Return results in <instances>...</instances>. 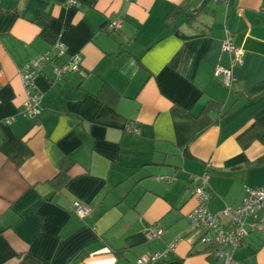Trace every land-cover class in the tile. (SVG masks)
I'll use <instances>...</instances> for the list:
<instances>
[{"label": "crops", "instance_id": "crops-1", "mask_svg": "<svg viewBox=\"0 0 264 264\" xmlns=\"http://www.w3.org/2000/svg\"><path fill=\"white\" fill-rule=\"evenodd\" d=\"M228 35L244 53L231 87L214 76L230 66ZM57 42L82 55L80 72L57 79L67 58L49 64L42 115L26 118L19 72ZM256 123L264 0H0V264H136L178 237L159 264H221L191 228L189 176L210 175L212 212L264 187V145L240 143ZM75 201L92 214H74ZM153 228L164 234L147 240ZM235 260L264 264L263 237Z\"/></svg>", "mask_w": 264, "mask_h": 264}, {"label": "built area", "instance_id": "built-area-1", "mask_svg": "<svg viewBox=\"0 0 264 264\" xmlns=\"http://www.w3.org/2000/svg\"><path fill=\"white\" fill-rule=\"evenodd\" d=\"M220 1V0H216ZM79 0H65L67 7H76ZM120 18L110 21L107 28L117 31L121 28ZM222 53L230 56V66L219 64L215 68L214 76L226 87H231L234 81L233 70L241 65L244 53L235 46L232 36L228 35L222 43ZM62 58H67L55 68L56 78L66 74L80 72L83 57L81 54H68L65 44L57 42L49 52L38 55L19 72L24 86L26 100L23 104L22 115L26 118H37L42 115L43 94L36 86V79L40 77L49 64H56ZM10 124L11 121H8ZM166 182H172L173 177H161ZM210 175H190L189 182L193 186L192 195L197 206L188 216L192 229H204L205 235L202 243L210 253V258L221 264H236L235 256L242 248L245 240L257 233L264 239V187L245 188V196L241 204L234 207H225L220 212H212L209 203L212 198L209 189ZM72 211L80 218H86L92 214L89 206L75 201ZM164 234V229L153 228L146 233L147 240L159 238ZM182 238L172 241L164 252H156L149 256L139 258L136 264H159L168 255L175 251Z\"/></svg>", "mask_w": 264, "mask_h": 264}, {"label": "trees", "instance_id": "trees-1", "mask_svg": "<svg viewBox=\"0 0 264 264\" xmlns=\"http://www.w3.org/2000/svg\"><path fill=\"white\" fill-rule=\"evenodd\" d=\"M179 12V11H177ZM111 90V89H110ZM111 93H113L114 95H116V93L114 91L111 90ZM212 105V106H211ZM221 106V104L219 102H212L210 103V107L214 108V109H219V107ZM211 109V108H210ZM208 110V109H206ZM205 110V111H206ZM220 110V109H219ZM261 142L264 145V127L261 124H254L252 127H250L241 137H240V143L243 146H246L252 142ZM69 159H67L65 161L67 166L69 164ZM258 165H262L264 164V157L262 159H260L257 162ZM68 178V170H63L62 174L60 176V183H64Z\"/></svg>", "mask_w": 264, "mask_h": 264}]
</instances>
